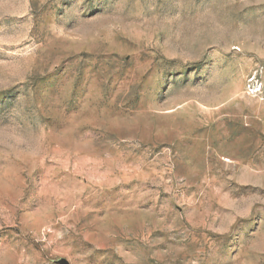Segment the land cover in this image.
Here are the masks:
<instances>
[{
  "label": "rangeland",
  "instance_id": "1",
  "mask_svg": "<svg viewBox=\"0 0 264 264\" xmlns=\"http://www.w3.org/2000/svg\"><path fill=\"white\" fill-rule=\"evenodd\" d=\"M0 264H264V0H0Z\"/></svg>",
  "mask_w": 264,
  "mask_h": 264
}]
</instances>
